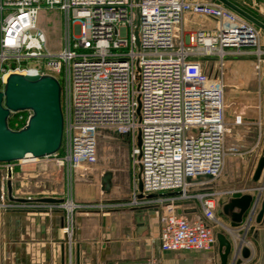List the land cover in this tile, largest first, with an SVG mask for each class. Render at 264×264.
<instances>
[{"label":"built area","instance_id":"built-area-1","mask_svg":"<svg viewBox=\"0 0 264 264\" xmlns=\"http://www.w3.org/2000/svg\"><path fill=\"white\" fill-rule=\"evenodd\" d=\"M62 17V46L48 47L40 25L43 12ZM187 13L215 19L214 29L186 34ZM260 29L218 1L200 0H0V90L11 73L50 74L60 80L65 118L59 152L43 161L65 172L68 185L59 202L9 201L4 169L0 209L63 210L62 227L72 257L77 215L112 208L161 207L160 243L165 251L213 249L217 228L247 234L258 205L243 226L228 227L217 215L221 197L252 188L212 187L225 166L226 136L247 113L228 114L222 75L212 76L202 60L264 58ZM260 114V113H258ZM30 111L14 112L13 128L26 125ZM261 124V117L256 121ZM103 131L127 135L137 169L129 200L77 202L73 187L80 170L98 162ZM140 139V140H139ZM11 173V175H9ZM197 205L185 210L186 205Z\"/></svg>","mask_w":264,"mask_h":264},{"label":"crops","instance_id":"crops-1","mask_svg":"<svg viewBox=\"0 0 264 264\" xmlns=\"http://www.w3.org/2000/svg\"><path fill=\"white\" fill-rule=\"evenodd\" d=\"M243 8L264 22V11L259 15ZM214 27L215 19L211 17L187 13L184 19L186 34ZM260 30L263 32L264 47V31ZM202 62L210 75H222L228 102L232 101L235 108L231 112L229 110L228 114L233 116L235 113L244 112L250 120L243 125H233L232 134L228 133L226 139H229L227 143L231 150L249 160L252 184L218 187L215 183L212 187L225 190L263 185L264 173L259 181L254 180V173L264 147V58L258 61L254 56L228 57L219 65L215 57H208ZM259 117L261 124L252 122ZM5 174L6 171L0 169V198ZM103 177L104 175L101 178L100 191L94 184L76 182L73 187L75 201L115 202L130 199L125 197L116 200L109 195L103 197L102 192L111 193V190L103 189ZM9 180L12 181V194L15 198L31 197L36 201L55 203L62 200L68 189L64 171L52 165H39L31 160L15 161L12 178ZM9 180L5 184L6 199L15 201L9 195ZM249 193L254 199L259 195L258 189ZM263 197L264 191L260 197L258 212ZM44 198H53L56 201L41 200ZM231 198L224 196L218 200L217 215L228 227L243 226L247 222L250 209L241 223H235L231 215L224 212V206ZM196 206L188 203L185 210L198 208ZM234 211L239 209L235 208ZM160 213L161 207L159 209L148 206L81 211L77 215V232L70 257L62 231L65 223L63 210L0 209V264H221L218 240L213 249L208 251L163 250L159 238ZM257 216L258 213L247 234L243 229L235 235L228 229L217 228V233L223 232L233 243L230 264H235L238 259H242L241 264H264V217L261 222H257ZM244 247L250 250L247 258L242 255Z\"/></svg>","mask_w":264,"mask_h":264},{"label":"water","instance_id":"water-1","mask_svg":"<svg viewBox=\"0 0 264 264\" xmlns=\"http://www.w3.org/2000/svg\"><path fill=\"white\" fill-rule=\"evenodd\" d=\"M232 9L258 28L264 31V22L245 10L232 0H217ZM30 111L31 115L22 128L15 129L10 120L14 112ZM65 118L62 106V86L60 80L50 74L11 73L0 90V162L11 163L25 160L28 156L43 158L59 152L64 141ZM140 140V139H139ZM264 173L263 155L258 161L254 180L259 181ZM11 175V173H9ZM112 172H107L102 179V187L106 191L112 188ZM258 189L259 195L254 199L251 193L232 197L224 206V212L231 215L235 223H241L245 213L257 206L264 191V183L251 187ZM9 195L12 200L25 201L15 198L12 194V181L8 182ZM43 201H56L44 198ZM238 208L239 211H234ZM264 217V197L261 201L257 222ZM221 264H230V255L234 249L232 241L223 232L217 233ZM244 258L250 256V250L243 248ZM238 259L235 264H241Z\"/></svg>","mask_w":264,"mask_h":264},{"label":"rangeland","instance_id":"rangeland-1","mask_svg":"<svg viewBox=\"0 0 264 264\" xmlns=\"http://www.w3.org/2000/svg\"><path fill=\"white\" fill-rule=\"evenodd\" d=\"M200 1H216V0H200ZM241 6L247 8L255 14H261L264 11V0H233ZM40 25L48 35V47L52 51H58L62 46V17L61 13L56 10H47L42 13ZM260 42L262 44V31L260 30ZM263 45V44H262ZM232 101L229 103L230 112L235 109ZM234 112H232L233 114ZM231 132V131H230ZM229 132V133H230ZM232 132L228 135H231ZM227 137V136H226ZM229 139H226V157L225 166L222 175L214 181L218 187L242 185L245 183L252 184L249 160L244 156L236 154L228 145ZM132 144L129 137L119 135L112 131H103L99 138L98 162L80 170L76 175V182L94 184L99 191L101 189V178L106 172H112V189L111 193L102 192L103 197L109 195L112 199H121L131 197L133 191V176L137 173L136 167L131 159ZM246 161V162H245ZM38 164L45 165L43 161ZM88 189L86 186L84 187ZM108 197V198H109ZM117 200V199H116Z\"/></svg>","mask_w":264,"mask_h":264},{"label":"trees","instance_id":"trees-1","mask_svg":"<svg viewBox=\"0 0 264 264\" xmlns=\"http://www.w3.org/2000/svg\"><path fill=\"white\" fill-rule=\"evenodd\" d=\"M233 1V0H232ZM234 2V1H233ZM236 3V2H235ZM10 124L13 126V122L12 121H10Z\"/></svg>","mask_w":264,"mask_h":264}]
</instances>
